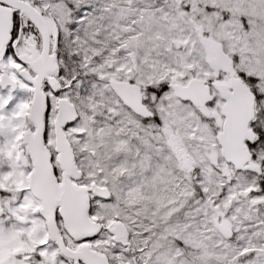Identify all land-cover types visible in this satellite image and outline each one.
Listing matches in <instances>:
<instances>
[{
    "label": "snow or ice",
    "instance_id": "snow-or-ice-1",
    "mask_svg": "<svg viewBox=\"0 0 264 264\" xmlns=\"http://www.w3.org/2000/svg\"><path fill=\"white\" fill-rule=\"evenodd\" d=\"M0 264H264V0H0Z\"/></svg>",
    "mask_w": 264,
    "mask_h": 264
}]
</instances>
